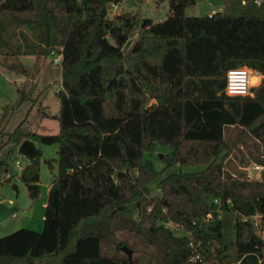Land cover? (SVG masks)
<instances>
[{
	"label": "trees",
	"instance_id": "1",
	"mask_svg": "<svg viewBox=\"0 0 264 264\" xmlns=\"http://www.w3.org/2000/svg\"><path fill=\"white\" fill-rule=\"evenodd\" d=\"M113 1L121 0H0V15L77 17L61 44L60 131L29 132L22 123L4 134L13 147L25 139L57 145L58 172L43 230L0 237V264H199L191 260L196 252L217 264H264L253 219L259 214L264 224V179L236 175L227 163V131L240 127L260 142L252 158L264 165V79L253 94L225 92L231 68L264 75V0H241L254 6L242 15L202 16L189 13L199 0H169L164 20L140 22L128 52L137 19L110 17ZM159 144L169 147L162 170L145 158ZM40 156L21 175L32 198ZM0 164L1 176L9 166ZM176 164L204 168L162 176ZM229 212L236 213L233 253L223 233ZM171 222L191 236L176 234Z\"/></svg>",
	"mask_w": 264,
	"mask_h": 264
},
{
	"label": "rangeland",
	"instance_id": "2",
	"mask_svg": "<svg viewBox=\"0 0 264 264\" xmlns=\"http://www.w3.org/2000/svg\"><path fill=\"white\" fill-rule=\"evenodd\" d=\"M253 7L243 6L241 0H199L189 13L202 16L221 8V11L225 10L228 14L242 15ZM169 12V0H122L117 10H109V16L131 13L130 18L137 19V29L124 45V50L128 52L139 39L140 22L143 19L164 20ZM76 19V15H58L51 19L35 13L0 15V131L3 132L0 135V162L6 161L9 166V171L0 176V196L4 197L8 207L15 208L13 213L0 221V237L22 228L37 231L44 228L49 189L58 172V146L36 144L43 154L39 157V195L32 198L21 176L23 169L16 164L19 160L25 167L30 160L18 151V147L8 144V137L4 134L13 132L22 123L23 129L29 132L56 134L60 131V122L55 116L60 109L57 93L62 89V64L55 63L54 59L62 50L61 44L65 42ZM111 41L115 43V40ZM53 51L56 54H52ZM262 81L263 78L257 79L253 87ZM227 138L233 145V151L227 158L230 170L252 180L264 179V165L262 169H256L259 163L252 158V152H260L257 148L260 142L240 127H231L227 131ZM12 149L14 152L10 154ZM157 152L163 153L164 158L169 147L159 144L154 152H146L145 158L153 161L158 170H162L164 163ZM203 168L204 165L176 164L162 176L169 172H196ZM158 180L151 183V193L155 195L160 194ZM132 213L135 214V211ZM222 219L225 221V242L230 245V252L233 253L235 247L229 242L235 238L236 213H222ZM253 219L264 238V224L260 216L256 215ZM167 225L178 235L191 236V233L172 222ZM117 237L124 240L126 234L118 232ZM199 264H217V261L204 259Z\"/></svg>",
	"mask_w": 264,
	"mask_h": 264
},
{
	"label": "built area",
	"instance_id": "3",
	"mask_svg": "<svg viewBox=\"0 0 264 264\" xmlns=\"http://www.w3.org/2000/svg\"><path fill=\"white\" fill-rule=\"evenodd\" d=\"M122 1V0H121ZM121 1H113L110 3V9L109 10H117L119 8V5H120V2ZM256 2L258 4H260L262 2V0H256ZM218 11H221V8L219 9H213L209 14L210 15H213L215 13H217ZM52 54H56L55 51L52 52ZM62 60H63V54L60 52L58 53V55L55 57L54 59V62L55 63H61L62 64ZM231 69H240L242 70L244 76H243V79H241V74L239 72H237L236 74L232 75L231 77H229L228 73H229V70L227 72V83H226V87H225V92L228 94V95H231V96H235V95H242V96H245V95H250L252 94V87L254 86V79H264V75L256 70V69H252L248 66H240V67H235V68H231ZM241 89H243V92H241ZM17 166L20 168V169H23V165L22 163L17 160L16 162ZM256 169H262L263 166L262 165H259L257 164L255 166ZM216 202H218V200L216 199L215 200ZM258 216H260L259 214H257ZM256 216V215H255ZM191 246H193V244L191 243ZM196 249V248H195ZM191 260L193 262H202L203 261V258L202 256L200 255L199 252H196Z\"/></svg>",
	"mask_w": 264,
	"mask_h": 264
},
{
	"label": "water",
	"instance_id": "4",
	"mask_svg": "<svg viewBox=\"0 0 264 264\" xmlns=\"http://www.w3.org/2000/svg\"><path fill=\"white\" fill-rule=\"evenodd\" d=\"M128 17H131V13L127 14ZM18 151L27 157L30 162H33L34 159L43 154V151L36 145V143L31 139H25L23 140L20 145L18 146ZM160 159L163 158V153L157 152ZM15 211V208L8 207L4 203V197L0 196V221L5 219L8 215L13 213ZM123 249L128 253L129 257L132 258L133 251L131 248H129L127 245L123 246Z\"/></svg>",
	"mask_w": 264,
	"mask_h": 264
},
{
	"label": "clouds",
	"instance_id": "5",
	"mask_svg": "<svg viewBox=\"0 0 264 264\" xmlns=\"http://www.w3.org/2000/svg\"><path fill=\"white\" fill-rule=\"evenodd\" d=\"M237 72H239L241 74V79H243L244 74H243L242 70H240V69H230L228 75H229V77H231L232 75L236 74ZM241 92H243V89H241Z\"/></svg>",
	"mask_w": 264,
	"mask_h": 264
},
{
	"label": "crops",
	"instance_id": "6",
	"mask_svg": "<svg viewBox=\"0 0 264 264\" xmlns=\"http://www.w3.org/2000/svg\"><path fill=\"white\" fill-rule=\"evenodd\" d=\"M209 14V13H208ZM158 21H162V20H158ZM46 205H47V203H46ZM241 260H242V258L241 259H239L238 261H237V263H240L241 262Z\"/></svg>",
	"mask_w": 264,
	"mask_h": 264
},
{
	"label": "bare ground",
	"instance_id": "7",
	"mask_svg": "<svg viewBox=\"0 0 264 264\" xmlns=\"http://www.w3.org/2000/svg\"><path fill=\"white\" fill-rule=\"evenodd\" d=\"M253 81H254V82H256V81H257V79L255 78Z\"/></svg>",
	"mask_w": 264,
	"mask_h": 264
}]
</instances>
